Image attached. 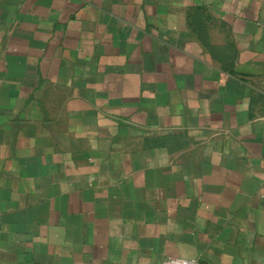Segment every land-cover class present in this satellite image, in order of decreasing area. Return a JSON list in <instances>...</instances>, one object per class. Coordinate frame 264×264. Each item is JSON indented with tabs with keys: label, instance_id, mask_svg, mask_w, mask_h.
Wrapping results in <instances>:
<instances>
[{
	"label": "crops",
	"instance_id": "obj_1",
	"mask_svg": "<svg viewBox=\"0 0 264 264\" xmlns=\"http://www.w3.org/2000/svg\"><path fill=\"white\" fill-rule=\"evenodd\" d=\"M264 264V0H0V264Z\"/></svg>",
	"mask_w": 264,
	"mask_h": 264
},
{
	"label": "built area",
	"instance_id": "obj_2",
	"mask_svg": "<svg viewBox=\"0 0 264 264\" xmlns=\"http://www.w3.org/2000/svg\"><path fill=\"white\" fill-rule=\"evenodd\" d=\"M160 264H198L195 259L167 258Z\"/></svg>",
	"mask_w": 264,
	"mask_h": 264
}]
</instances>
